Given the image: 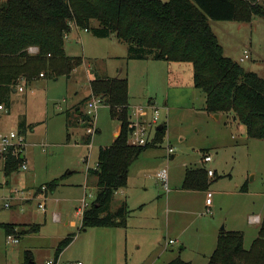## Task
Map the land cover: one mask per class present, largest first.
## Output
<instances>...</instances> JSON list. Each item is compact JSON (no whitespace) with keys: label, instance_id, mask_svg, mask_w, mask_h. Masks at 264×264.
Masks as SVG:
<instances>
[{"label":"rangeland","instance_id":"1","mask_svg":"<svg viewBox=\"0 0 264 264\" xmlns=\"http://www.w3.org/2000/svg\"><path fill=\"white\" fill-rule=\"evenodd\" d=\"M260 3L264 5V0ZM93 26L99 28L100 23L94 21ZM211 26L227 57L264 78V18L255 17L250 23L211 21ZM81 37L82 43H77L73 33L65 42L68 56L86 59L80 71L57 81L40 77L25 93L13 94L9 115L0 111L3 133L19 132L23 121L34 126L24 132L29 171L19 169L6 177L0 166V224L30 218V225L41 226L38 234H16L20 243L14 246L6 243L5 230L0 228V264H25L27 251L34 262L28 264L55 262L61 241L71 235L74 241L58 264H168L177 257L191 264H207L221 232H242L244 248L250 249L260 229L250 217L264 214V140L249 138L234 115L221 114L217 119L206 110V94L194 86L193 64L129 60V42L114 35L98 38L92 32ZM95 74L128 79L131 121L135 122L136 106H140L139 123L149 140L158 126L166 124L167 130L164 142L146 150L131 166L124 195L122 190L114 195L111 210L125 201L127 227L82 231L75 207L81 206L85 195L88 204L92 203L97 193L94 187L84 188L87 167L98 164L100 150L113 145L121 126L112 119L110 108L101 105L93 115L98 132L91 146L81 144V133L92 135L89 128L77 126L73 108L81 105L87 113L85 99L91 97L90 81ZM156 109L159 121L151 126ZM209 155L213 162L206 164L204 158ZM201 167L215 173L209 178V189L183 190L186 172ZM164 174L169 177L167 187ZM56 179H62L63 185L49 194L45 214L38 209L32 189ZM12 191H24L23 196L31 199L24 202V212L5 208ZM207 192L213 194L211 207H206ZM55 212L61 216L59 222L54 221Z\"/></svg>","mask_w":264,"mask_h":264},{"label":"trees","instance_id":"2","mask_svg":"<svg viewBox=\"0 0 264 264\" xmlns=\"http://www.w3.org/2000/svg\"><path fill=\"white\" fill-rule=\"evenodd\" d=\"M255 17L264 18L260 0H0V106L11 109L19 84L31 88L41 74L46 79L71 78L84 65L83 58L70 57L65 50L66 35L76 27L98 38L114 35L129 42V60L193 64L194 86L206 94V110L213 115H234L249 138L264 140V78L227 57L211 26V21L250 23ZM94 21L100 23L99 28L93 26ZM31 47H37L38 54H31ZM90 88L121 126L113 145L100 150L97 169L88 170L96 178L97 193L84 211L81 229L126 228L128 208L122 204L112 211L114 194L128 186L130 168L140 156L164 142L167 127L162 124V131L157 127L154 138L145 145L131 144L129 135L135 124L130 118L128 79L95 74ZM80 107L75 109V123L82 128L93 127ZM66 113L70 128L71 116ZM19 127L22 135L28 128L34 129L24 121ZM67 139L71 140V134ZM92 139L87 136L85 145ZM22 160L21 154L17 157L9 153L4 160L0 157L5 176L16 174ZM61 182L56 179L47 183L48 194L54 193ZM209 184L206 168L192 169L186 172L182 189L207 191ZM0 228L6 235L21 237L41 231L37 224H0ZM74 237L61 241L54 264ZM28 263H34L30 251L26 253ZM168 264L191 263L177 257ZM207 264H264V214L250 249L244 248L242 232H221Z\"/></svg>","mask_w":264,"mask_h":264},{"label":"built area","instance_id":"3","mask_svg":"<svg viewBox=\"0 0 264 264\" xmlns=\"http://www.w3.org/2000/svg\"><path fill=\"white\" fill-rule=\"evenodd\" d=\"M86 31V30H85ZM68 37V35H66V38ZM29 52L31 54H38L39 49L37 47H31L29 48ZM245 55L246 57H249V52L245 51ZM241 61L244 62L245 58H241ZM44 75L41 74V78ZM17 91L19 92H24L26 90V87L24 84H19L17 86ZM103 105L102 100L97 97L94 96L91 93V97L88 99V101L86 102V110H87V115L91 118L92 120V124L93 127H90L88 130V134L92 135L97 131L94 126H95V120L93 119V115L97 112V110L99 109V107ZM140 106H136V110L137 113L135 114V122L133 121L132 123L135 124V130L132 132V134H130V143L134 144V145H145L148 141V135H145V131L141 128V124L139 123L140 120V116L143 115V111H141V108H139ZM132 108V106H131ZM0 111H4L6 112L7 109H5L3 106H0ZM159 121V111L156 109L154 111V119L153 121L150 123L151 126L153 125H157ZM92 144V142H91ZM88 145V147L91 146ZM27 148V141L24 135H22L20 132L17 131H10L8 133H2L0 134V157L2 158V160L5 159V157L9 154V153H13L15 156H19L21 154V156L24 155V152ZM173 150L170 149V152H172ZM204 161L206 164L211 163L213 161L212 157L209 156H205ZM30 166L28 164V161L25 159V157L22 160V163L20 165V171H24L27 172L29 171ZM208 171V176L213 178L215 173L213 172V170H207ZM162 179L164 181H167V176L164 175L162 176ZM212 198H213V194L212 192H208L207 194V205H211L212 204ZM33 199H37L39 200L38 203V209L41 210L42 212H46L47 211V202L49 200V194H48V188L47 186H42L39 188V191L34 192V196ZM8 202L5 203V208L7 209H11L15 206V202H13L14 200H19V202H27L30 201V198H26L23 196L22 193L20 192H15L14 194H11L9 197H7ZM82 206L81 209L78 211V216L83 218L84 215V211L88 206V202L87 199L84 197L82 199ZM54 219L56 222L60 221V216L57 214H54ZM262 221V218L260 216H251L250 217V222L252 224H260ZM6 243L8 245H18L20 243V238L17 237L14 234H9L6 235ZM170 243H173V241H171ZM48 264H54V262H49Z\"/></svg>","mask_w":264,"mask_h":264},{"label":"crops","instance_id":"4","mask_svg":"<svg viewBox=\"0 0 264 264\" xmlns=\"http://www.w3.org/2000/svg\"><path fill=\"white\" fill-rule=\"evenodd\" d=\"M73 33H76V37H77V43H79V42H81L82 43V34H85V33H90V32H88V31H84V30H80V29H78V28H76V27H72V30H71V32L68 34V37L66 38V41L67 40H69L70 39V36L73 34ZM67 53V52H66ZM84 60V64H85V60L86 59H83ZM84 66V65H83ZM82 66V67H83ZM77 72L78 71H80V69H78V70H76ZM76 72V73H77ZM72 77V76H71ZM59 79V78H58ZM58 79H56V81L58 80ZM26 91H28V89L26 88V90L24 91V92H22V93H25ZM15 92H17V93H21V92H19V91H14V93ZM87 98H89V97H87ZM87 98L85 99V101L87 100ZM13 100V99H12ZM77 107V106H76ZM76 107H74L73 108V111H75V109H76ZM85 107H86V103H85ZM154 107H155V104H154ZM11 110V109H10ZM10 110L8 111H6V112H4V111H2L1 113V115H9V113H10ZM82 111V110H81ZM83 112V111H82ZM79 114H81V112H79ZM4 124V122H3V120L2 121H0V131L3 133V131H2V128H3V125ZM84 129V128H83ZM120 133V128H119V130H118V132L116 133V137H117V135ZM84 134H82L81 133V144L82 145H84V146H88V145H85V138L87 137V136H83ZM71 139H72V137H71ZM71 141V140H70ZM24 157H25V159L27 160V156H26V154H25V152H24V155H23ZM213 162V161H212ZM85 163H87L88 164V157H86V160H85ZM3 163L1 162L0 163V166L2 165ZM209 164V163H208ZM3 166V165H2ZM201 168H206V167H201ZM89 169H97V165L94 167V168H90V167H87V176H88V178H87V184L85 185V190H87V189H89L90 187L91 188H96V178L95 177H92V176H90L89 174H88V170ZM207 169V168H206ZM207 170H209V169H207ZM164 175H166V174H164ZM167 176V175H166ZM209 178H211V177H209ZM163 180V179H162ZM168 180H169V177L167 176V181H164V185L167 187L168 186ZM46 184L47 183H45V184H43L42 186H46ZM61 185H63V183H61ZM60 185V186H61ZM41 186V187H42ZM59 186V187H60ZM65 186H68V185H65ZM58 187V188H59ZM33 188V187H32ZM31 188V189H32ZM39 188L40 187H38V189L37 190H35V188H33L32 189V191L34 190V192H37V191H39ZM57 188V189H58ZM26 189H28V188H26ZM56 189V190H57ZM123 189H125V188H123ZM123 189H120V190H122V195H124V190ZM56 190L54 191V193L56 192ZM120 190H118V191H120ZM118 191H116V192H118ZM24 192V191H23ZM23 192H20V193H22L23 194ZM115 192V193H116ZM15 192L14 191H12V192H10V195L11 194H14ZM54 193H52V194H54ZM207 194H208V192H207ZM115 195V194H114ZM25 197V196H24ZM85 198L86 199H88V196H86L85 195ZM57 201H59V200H57ZM113 201H114V199H113ZM206 201H207V198H206ZM82 200L81 201H79V203L81 204V206H82ZM87 202H88V200H87ZM113 203V202H112ZM123 204H125V201H123ZM214 204V202H212V204L211 205H207V202H206V207H211L212 205ZM25 205L26 204H24V203H22V202H19V203H16L15 204V210L17 209V210H21L22 212H24V207H25ZM91 205V203H89L88 204V206H87V208L89 207ZM122 205V204H121ZM121 205H119L118 207H120ZM81 206H76L75 207V210H76V212H75V217L76 218H79L80 219V223L82 224V218L81 217H79L78 216V211L81 209ZM117 207V208H118ZM116 208V209H117ZM116 209H114V210H112V211H115ZM44 213V212H43ZM47 213V211L45 212V214ZM54 214H57V215H59L58 213H54ZM53 214V215H54ZM30 216V215H29ZM60 216V215H59ZM25 218H29V217H25ZM60 218H61V216H60ZM261 218H262V216H261ZM24 218H22L20 221L19 220H15V221H13L12 223H8V224H14V225H30V224H32L31 222V219L29 218V220L28 221H22ZM25 220H27V219H25ZM61 220V219H60ZM68 221L65 223L66 225H69L70 224V220L69 219H67ZM54 221H55V219H54ZM71 226H73V227H76L77 226V222L76 221H72L71 222ZM6 234V233H5ZM30 235V234H29ZM27 236V235H26ZM218 237H219V235H218ZM217 240H218V238H217ZM182 249H184V247L182 248Z\"/></svg>","mask_w":264,"mask_h":264},{"label":"water","instance_id":"5","mask_svg":"<svg viewBox=\"0 0 264 264\" xmlns=\"http://www.w3.org/2000/svg\"><path fill=\"white\" fill-rule=\"evenodd\" d=\"M122 74V73H121ZM121 76V75H120ZM16 91V90H15ZM216 116V118L217 119H219L220 118V115H215ZM159 131H162L163 130V125H160V126H158V128H157ZM119 135H120V133L117 135V137H119ZM116 137V138H117ZM24 158V156H22V159ZM175 158V156H173L172 157V159H174Z\"/></svg>","mask_w":264,"mask_h":264}]
</instances>
